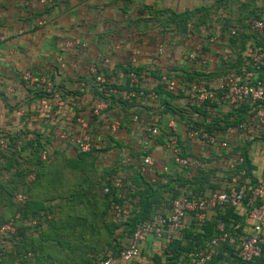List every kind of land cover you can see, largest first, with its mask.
<instances>
[{
	"label": "crops",
	"instance_id": "crops-1",
	"mask_svg": "<svg viewBox=\"0 0 264 264\" xmlns=\"http://www.w3.org/2000/svg\"><path fill=\"white\" fill-rule=\"evenodd\" d=\"M253 20L264 22V0H57L51 5L0 0V140L7 144L0 152L32 162L28 186L40 194L39 199L21 203L23 210L12 217L43 226L64 225L72 217L110 225L111 237H104L102 230L87 237L85 233L84 238L76 232L74 237L90 240L94 248L95 242L112 240L115 250H102L103 258H113L112 264H197L193 250L223 217L235 222L237 240L249 235L251 222L243 205L216 208L202 222L194 214L187 216L171 246L166 234L148 235L135 260L124 263L118 257L129 242L123 224L138 208L140 197L132 194L143 190L136 176L150 184L171 182L179 198L192 194L200 177H210L201 186L206 195L230 186L264 184V124L253 118L262 104L195 105L186 93L191 85L213 88L224 76L239 75L249 67L252 52L264 51V29L251 31ZM231 28L236 35L230 34ZM190 54L196 59L190 60ZM27 72L45 78L53 91L24 81ZM131 74L137 76V85L130 83ZM96 75L117 94L109 97L105 86L94 83ZM164 76L176 80L178 92L165 89ZM123 93L131 97L123 100ZM102 101L107 107L95 115L93 109ZM170 121L176 123L175 131L169 130ZM153 127L160 131L156 137L147 132ZM194 130L209 132L216 141L192 139L188 134ZM86 133L101 136L102 143L79 154L71 140ZM171 139L181 156L192 162L187 169L172 161ZM142 140H149L147 152ZM147 153L153 164L145 167ZM53 161L59 165V177L68 171L85 175L77 183L58 187L48 177L55 174L48 168ZM118 179L120 187L114 185ZM175 180L187 185L180 187ZM111 187L117 202L111 199ZM52 191L73 193L75 198L89 194V201L76 202L73 213L60 199L50 201L47 194ZM106 195L109 200L102 201ZM161 196L156 213L169 214L172 198L168 193ZM26 209L31 211L24 217ZM82 210L89 212L83 217ZM44 233L33 232L29 240L43 238ZM206 264H264V252L254 262L242 263L234 247L223 242Z\"/></svg>",
	"mask_w": 264,
	"mask_h": 264
},
{
	"label": "built area",
	"instance_id": "built-area-1",
	"mask_svg": "<svg viewBox=\"0 0 264 264\" xmlns=\"http://www.w3.org/2000/svg\"><path fill=\"white\" fill-rule=\"evenodd\" d=\"M57 0H39L41 5H51ZM26 5V4H25ZM249 28L253 32H260L264 29V22L262 20H253L249 24ZM235 33V28H231L230 34ZM190 60H195V54H190ZM58 62H62L58 58ZM94 71V69H92ZM261 74V75H259ZM22 79L31 84H41L46 92L53 91V85L46 81L41 76H34L27 72ZM94 83L98 86H105L108 96L117 94L112 87H107L106 80L102 75H96ZM130 83L137 85L138 78L135 74L130 75ZM165 89L169 93L179 91L178 84L175 79H170L167 76L162 77ZM187 96L195 105L210 103L215 105L225 104L229 107H237L242 102L249 101L254 104H262L256 109L253 118L260 124H264V51H254L249 58V67H245L238 74H229L218 81L213 88L200 87L191 85L186 90ZM131 97L130 93L121 94L123 100H128ZM106 102H99L93 109L95 115L106 109ZM170 131H175L176 123L170 121L168 123ZM149 136L156 137L159 135V129L156 127L148 128ZM230 132H233L230 130ZM188 136L192 139H199L201 141L213 144L216 139L209 132L190 131ZM72 144L79 154H86L94 151L97 145L102 143V138L95 134H83L72 138ZM172 153V161L181 168L187 169L192 165V162L184 158L180 154L177 142L175 139L169 141ZM0 146L7 148L4 139L0 140ZM142 148L147 152L149 150V140H142ZM223 147L227 144L223 143ZM143 165L145 167L151 166L153 160L149 153L144 156ZM167 170V168H164ZM121 180H115L114 185L120 187ZM19 200L21 195L18 196ZM243 205L246 209V217L251 222V233L243 236L237 240L233 235L225 232L224 223H218L216 230L217 236L208 241L203 249L196 251L192 257L197 264H206L215 256L217 247L220 243L227 242L234 247L235 256L242 263H249L260 258L264 250V184H256L247 188L230 186L227 190L216 191L204 197L195 198H177L172 201L170 213L156 214L150 220L142 222L133 232L127 246L121 250L118 257L124 263H129L135 260L139 255L140 244L146 236L152 235L155 237H162L166 234V241L169 243L174 234L180 233L184 229V220L187 216L194 213L199 221H204L206 214L218 207L229 206L236 208ZM119 211V210H118ZM3 229V228H1ZM0 229V231H1ZM8 229V228H7ZM1 243V240H0ZM113 258L108 256L101 264H112Z\"/></svg>",
	"mask_w": 264,
	"mask_h": 264
},
{
	"label": "rangeland",
	"instance_id": "rangeland-1",
	"mask_svg": "<svg viewBox=\"0 0 264 264\" xmlns=\"http://www.w3.org/2000/svg\"><path fill=\"white\" fill-rule=\"evenodd\" d=\"M30 164H32V162L26 160L17 161L16 157L8 154L2 155L0 152V229L3 228L0 231L1 257H6L8 259L7 264H9V256L15 252L18 244L21 249L33 250L32 252H34L35 255L41 254L42 252L47 255L45 260L38 264H100L103 261L102 248L106 247V242H95L94 248L90 240L79 239L78 237L77 239L74 237V239L66 241L63 239L55 240L53 238L50 239V241H46L44 238L36 240H33L32 237L30 240H25L23 238L25 235L29 238L31 233L36 231L37 225H32L31 222H27L26 219L16 221L12 216H14L17 211L23 210V208H21V203L40 198L39 193L35 194L36 189H29L30 186H28V175L31 172L30 170H32V168L29 167L31 166ZM48 168L49 170L55 171V174H51L50 172L48 177L55 181L54 183H56L58 187L67 186L74 182L77 183L81 180L80 178L84 177L82 175H85L80 172L68 171L65 172V176L59 177V165L54 161L49 164ZM19 195H21L20 201H18ZM47 195L50 201H52V199L59 201L60 199L61 202L70 206V209H73L76 205V201H78H75V198L68 200L67 197L74 195L69 192L60 193L58 191H52ZM40 227H43V225L41 224ZM58 227L60 230L66 228V226L61 225H58ZM83 227L85 228L87 226ZM84 228L75 229L74 226H67L66 231L69 232V235L74 236L75 231L82 232ZM52 230L51 236H54ZM87 236L89 235L87 234L86 237ZM97 253L99 254L98 258H96Z\"/></svg>",
	"mask_w": 264,
	"mask_h": 264
},
{
	"label": "trees",
	"instance_id": "trees-1",
	"mask_svg": "<svg viewBox=\"0 0 264 264\" xmlns=\"http://www.w3.org/2000/svg\"><path fill=\"white\" fill-rule=\"evenodd\" d=\"M234 35H236V30H235V33L232 36H234ZM125 103H128V102H125ZM244 167L245 168L247 167V163L245 161V156H244ZM210 172H214V171H210ZM209 178L210 177L207 176V177H202V178L200 177V179H197L195 181V183H193L194 185L198 186L197 189L195 191L193 190V193L190 194V195L184 194L185 197H181V198L190 199V198H195V197H204V196H206V194H204V190L201 189V186L206 184V183H209ZM136 180L139 181L140 184L143 186V190L132 194L134 197H140L139 201H138V208L135 210V212L132 214V216L130 218H128L127 221H125L124 224H123L125 226V229H126L125 232L129 236V239L131 238V236H132L133 232L136 230V228L142 222L150 220L154 215L157 214L156 211H157V209L160 206V200H162V196L161 195L163 193H168L171 196L172 201L177 199V198H179V196L181 195L179 190H176V188H174V187H172L170 185L171 182H167L165 185H159L158 183L157 184H150V183L146 182L140 176H136ZM175 182L180 187H183V186L187 185V183L184 180L180 181V182L175 180ZM109 185H110V182L108 181L106 183V186H109ZM208 186H211V184H208ZM211 188H212V190L215 189V187H213V186ZM110 191H111L110 195H112V198H111L112 201L113 202H117L118 200L115 197L116 189L114 187H111ZM88 195H82L81 196V194H80L79 196H81V197H79V198H75V195H73L71 198L67 197V199L69 200V199L75 198V201L78 200L76 202H83L84 200L89 201V196ZM108 197L109 196L106 195L105 199L103 198L102 201H104L106 199L109 200ZM97 198H98V196H94L93 197V201L95 202L97 200ZM65 205H67V204H65ZM67 207L69 208L70 206H67ZM218 208H227L229 210H233L234 209V208L229 207V206L218 207ZM30 211L31 210L26 209L24 211V217H26V215L29 214ZM72 211L74 213V209H72ZM88 212H89L88 210H82L81 214L84 217V215L86 213H88ZM192 214H194V213H192ZM192 214H190V215H192ZM194 215H196V214H194ZM88 219H89L88 217H84V219H82V220H77V219H75L73 217L71 219L68 218L67 220H64L66 224L61 225V226H66V228H63L62 230L59 229V227H58L59 224H57L55 222H49V223L46 224V226H43V227H40V225H37L36 226V231L45 232L44 233L45 237H43V238L46 241H50V239H52V238L55 239V240H60L58 238V236H60V234H64L65 235V238L63 239L65 241L73 239V237L76 236V232L77 231L74 232V236L69 235V232L66 231L67 226H74L75 229L76 228L77 229L78 228L79 229L80 228L83 229L84 228L83 226H87V227L84 228V230L82 232H85V233H87L89 235H94V234L96 235V234L101 233V230H102V231H104V237H111L112 230L110 228V225H106V224L104 225L103 224L102 227L96 226V225L90 223ZM220 222L224 223L225 232L230 234V235H233V230H237L238 229V228L235 227L236 226L235 222L231 221L228 218H224L223 217L222 219L216 220L214 225L212 226V228H210V232L208 234H203V238L201 239V244L197 248H195L193 250V254L196 251H198L200 249H203L208 241H210L213 237L217 236L218 232L216 230V227H217L218 223H220ZM51 230L53 231L54 236H51V233H52ZM36 231H34V232H36ZM206 231L207 230H205V232ZM82 232L79 231V233H80L79 237L84 238L85 233H82ZM27 237L28 236L25 235L23 238L25 240H27V239H29ZM102 241L107 243L106 247L108 249H110L111 251L115 250V248L117 247V246H115L112 243V240L102 239ZM173 242H174V240H173ZM172 243L171 244L169 243L170 246L172 245ZM64 246H66V245H64ZM106 247H103L102 250L104 248H106ZM124 248H122L121 250H123ZM121 250L118 252V255L121 252ZM32 251L31 250L21 249L19 247V245L17 244L15 252L13 254H11V256H9V258H10V263L9 264H30V263L31 264H38V263H42L45 260V258L47 257V255H45L43 252L41 254L35 255L34 252H32ZM263 252H264V250H263ZM1 254H2V250L0 249V257H1ZM98 257H99V254L97 253L96 254V258H98ZM106 258H103V260H105ZM6 259H7L6 257L5 258L1 257L0 258V264H7L8 259L7 260ZM252 262H254V261H252ZM249 263H251V262H249Z\"/></svg>",
	"mask_w": 264,
	"mask_h": 264
}]
</instances>
